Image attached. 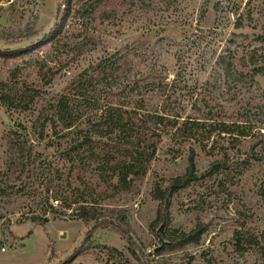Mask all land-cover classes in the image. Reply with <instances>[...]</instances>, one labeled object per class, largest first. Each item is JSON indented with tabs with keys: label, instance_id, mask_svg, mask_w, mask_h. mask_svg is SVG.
Returning a JSON list of instances; mask_svg holds the SVG:
<instances>
[{
	"label": "rangeland",
	"instance_id": "374dc122",
	"mask_svg": "<svg viewBox=\"0 0 264 264\" xmlns=\"http://www.w3.org/2000/svg\"><path fill=\"white\" fill-rule=\"evenodd\" d=\"M60 1L0 0V51L14 52L41 45L16 58L0 57V80H6L12 70L17 66L24 68L27 63L31 66L22 71V79L42 90V96L28 111L9 110L0 102V183L8 187L7 193L0 194V264H143L131 254V242L116 227L119 223L126 227L136 243L144 247L143 261L147 263L264 264V199L258 194L264 175V124H257L253 139L238 146L245 153L243 157L251 156L255 146L254 151L261 154V159L252 161L238 183L230 187L227 183L230 192L219 184L223 179L222 172L211 174L209 171L215 157L194 147L197 169L203 177L173 195L165 233L171 238L181 231L189 232L198 223L204 224L206 230L199 243L180 250H162L159 255L156 249L163 247V243L152 228L159 206L153 188L158 183L165 186L172 177L186 171L191 154L189 143L177 144L169 135L164 136L148 174L132 189L106 201L107 214L115 217L117 222L93 228L71 213V209L54 201L55 188L46 192L45 186L40 184L39 173L49 168H60L67 173V168L61 160L62 151L56 145L63 140L48 130L50 136L41 141L34 131L38 113L45 110L50 98L69 87V81L78 71L96 63L105 51L127 44L142 43L140 51L149 57L145 60L142 57L141 61L137 57L140 63L136 68L140 74L156 68L165 70L173 80L177 71L188 67V71H193L192 75L196 74L192 79L207 80L210 75H215V62L226 47L241 51L244 44L251 43V48L263 46L254 39L264 34V0H108L97 13L94 12L96 18L89 21L86 31L95 33L103 42L95 51L77 59H72L75 53L72 51L70 57L67 56L68 48L58 52L63 50L58 49L63 44L42 45L57 23ZM218 2L223 6L219 13L214 10ZM108 11H112L110 19L105 18ZM240 16L244 19L243 29L235 28ZM217 17L221 19L220 31L211 43L207 33L215 26ZM78 23L76 18L70 19L65 27L66 35L83 30L77 27ZM239 33L243 36L236 37ZM46 54L59 63L67 57L72 59L52 81L49 74L41 78L36 72L35 65L42 63ZM256 83L258 86L251 94H243L231 102H224L225 97L216 90V103L231 114L247 100L264 105V76H257ZM163 99L160 93H153L151 101L158 106ZM178 103L179 100L175 105ZM185 109V113H191L190 105ZM87 111L89 109L84 112ZM19 125L26 127L21 131H28L34 149L31 154L25 152L22 155L24 162L7 174L10 131ZM236 151L235 147L229 151L235 164L241 161ZM23 186L26 190L19 191ZM51 201L55 209L47 204ZM32 215L47 217L49 221L39 225L30 220ZM244 223L245 227L242 226ZM237 231L254 233L258 243H244V249L239 250Z\"/></svg>",
	"mask_w": 264,
	"mask_h": 264
},
{
	"label": "trees",
	"instance_id": "16d2710c",
	"mask_svg": "<svg viewBox=\"0 0 264 264\" xmlns=\"http://www.w3.org/2000/svg\"><path fill=\"white\" fill-rule=\"evenodd\" d=\"M106 1L108 0H61L57 23L42 45L63 44L58 47L63 50L58 52H64L68 48V57L71 51L75 52L72 59L95 51L103 41L95 33L86 32L89 30L87 25L93 17L96 18L94 12L97 13ZM221 5L219 2L214 5L217 13L222 10ZM108 12L106 19L112 17V11ZM72 18L77 19V27L83 30L70 36L66 35L65 27ZM220 20L217 17L215 26L207 33L211 43L219 34ZM244 27V19L240 16L235 28ZM238 36H243V33L236 34ZM254 40L264 46V34L258 35ZM141 45L142 43H133L113 51H105L96 63L78 71L65 91L47 101L45 110L37 115L34 131L41 141L50 136L48 130L63 140L56 145L62 151L61 160L67 173H63L60 168H49L46 172L39 173L38 180L45 186L46 192L51 187L55 188L54 201L60 202L61 207L71 209V213L85 224L93 228L113 225L117 221L107 214L106 201L132 189L137 181L148 174L163 137L169 135L177 144L189 143L191 154L186 171L172 177L165 186L158 183L153 188L159 206L152 228L160 243H163V247L156 250L159 255L162 250H180L189 244L199 243L206 230L204 224L198 223L189 232L181 231L171 238L165 233L170 221L173 195L203 177L197 169L194 147L198 146L206 154L215 157L209 171L211 174L222 172L223 179H220L219 184L225 186L227 192H230L227 183L229 187L238 183L252 161H260L261 154L254 151L255 146L251 156L247 153L246 157L242 156L245 153L238 146L249 138L253 139L257 124H264V105L247 100L231 114L225 111L224 106L216 103L215 91H221V95L225 97L224 102L234 101L243 94H251L258 86L256 77L264 76V47L251 48V43L242 45L241 51L226 47L215 62V75L200 81L192 79L196 74L192 75L193 71H188V67L177 71L173 80L169 79L165 70L156 68L140 74L137 68L141 58H149L140 51ZM40 46L33 45L14 52L0 51V57L16 58ZM68 57L59 63L50 59L49 54L44 55L42 63L35 65L37 74L41 78L49 74L52 81L70 63L72 59ZM137 57L140 58L139 62ZM30 66L27 63L24 68L17 66L11 71L9 78L0 80V102L9 110H31L42 96L40 87L22 79V71ZM26 76L30 74L26 73ZM153 93H160L164 98L158 106L152 104ZM177 100L179 103L175 105ZM189 105L191 113H185V108H189ZM86 109L89 111L84 112ZM21 130H26V127L19 125L16 130L10 131L7 174L14 172L15 167L24 162L22 155L25 152L33 153L34 142L30 141L28 131L23 133ZM231 147L236 148L241 159L236 164L230 159ZM7 188V185L0 183V194L7 193ZM18 190L24 191L26 188L23 186ZM258 194L264 199V175L260 179ZM47 204L55 209L54 202ZM30 220L39 225H45L49 221L47 217L38 215H32ZM119 224L116 227L131 242L129 249L133 257L143 264H159L154 261L144 262V247L134 241L124 225L122 227ZM242 226L245 227V223ZM237 239L239 250L244 249V243H258L257 236L252 232L237 231Z\"/></svg>",
	"mask_w": 264,
	"mask_h": 264
},
{
	"label": "water",
	"instance_id": "95a60500",
	"mask_svg": "<svg viewBox=\"0 0 264 264\" xmlns=\"http://www.w3.org/2000/svg\"><path fill=\"white\" fill-rule=\"evenodd\" d=\"M159 248H157L156 250H158Z\"/></svg>",
	"mask_w": 264,
	"mask_h": 264
}]
</instances>
